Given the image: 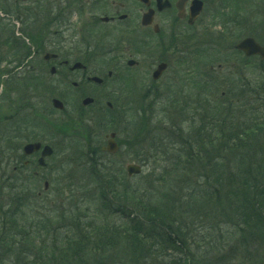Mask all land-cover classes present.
Returning <instances> with one entry per match:
<instances>
[{"label": "trees", "instance_id": "obj_1", "mask_svg": "<svg viewBox=\"0 0 264 264\" xmlns=\"http://www.w3.org/2000/svg\"><path fill=\"white\" fill-rule=\"evenodd\" d=\"M22 1L0 0V87L8 107L18 87L40 89L30 80L19 84L13 73L39 24L30 10L38 0ZM222 3L214 20L223 19ZM252 22L232 20L230 35ZM258 29L248 36L264 47V18ZM221 39L203 53L212 73L196 67L182 76L186 82L177 81L189 91L175 83L172 95L148 107L95 105L91 118L73 107L82 114L64 134L86 147L85 159L78 156L87 166L80 190L91 187V200L71 191L60 203L33 209L41 197L29 196L32 185L15 172L10 112L0 126V264H234L254 248L264 251V61L242 57ZM109 132L127 139L123 150L139 151L127 155L140 175L129 178L111 162L120 144L114 156L101 152V135Z\"/></svg>", "mask_w": 264, "mask_h": 264}, {"label": "flooded vegetation", "instance_id": "obj_2", "mask_svg": "<svg viewBox=\"0 0 264 264\" xmlns=\"http://www.w3.org/2000/svg\"><path fill=\"white\" fill-rule=\"evenodd\" d=\"M84 1L76 0L62 11L58 7L44 8L39 3L41 1L32 2L35 8L44 12V17L38 19L44 23L47 21L48 25L60 26L53 31L52 40L64 41V47L56 48L55 44L48 49L32 47L13 68L19 84L30 80L40 87L31 91L18 87L16 91L13 166L20 179L36 180L37 184L43 182L44 190L53 175L52 158L59 156L61 146L67 142L64 130L70 119L82 113L83 118H91L84 111L76 114L73 107L89 110L104 104L108 110H113L114 103L133 102L122 92L127 82L132 91L135 88L142 90L144 86V102L148 98H152V102L157 101L165 92L166 83L161 82L162 77L169 72L178 81V71L174 69L180 67L184 53L188 52L182 47H189L193 38L204 37L208 32L207 21L212 18L206 0H199L202 9L196 17L191 13L194 0H110L113 9L109 14L101 13L98 0ZM223 6L224 13L229 15L228 21H231V13L240 19L243 7L233 9L230 0H225ZM251 18L254 20L255 15ZM143 19L146 25L142 23ZM45 33L48 34V30ZM108 37L120 41L117 47L111 48L110 41L104 40ZM133 38L137 39L135 43H132ZM122 46L127 49L132 46L134 55L122 53ZM99 50L108 57L95 61L92 54ZM76 64L80 67L74 68ZM161 64L166 65V70L158 80H154L153 74ZM140 67L143 71L139 76L132 74ZM87 98L92 103L82 106ZM53 100L61 102L63 109H55ZM29 144H39L40 148L31 155H25L24 148ZM106 145L107 142L100 150L109 155ZM45 146L52 150V154L40 162ZM36 196L42 197L38 192Z\"/></svg>", "mask_w": 264, "mask_h": 264}, {"label": "rangeland", "instance_id": "obj_3", "mask_svg": "<svg viewBox=\"0 0 264 264\" xmlns=\"http://www.w3.org/2000/svg\"><path fill=\"white\" fill-rule=\"evenodd\" d=\"M38 1H41L39 3H41V6L44 8L58 7L61 11L66 10L68 8V4L71 5L72 2H74V3L76 2V0H38ZM98 1H99V4H98L99 7L102 8V10H101L102 14H105V13L109 14L112 11L113 8L110 5V0H98ZM206 1H207V5H206L207 10L211 11V13L213 14L215 6L218 5L217 2H222L223 0H206ZM240 4L243 7V13L240 15L239 20L240 21L244 20V17H243L244 14H245V17H249V18L251 16L255 15L254 22H252V24H249L248 27H246V28L244 27L241 29H240V26L237 25L239 30L233 31L235 33V35L231 36L230 35L231 31H232L231 27L225 28L224 31H221L224 26L227 27L228 22H229V21H227L229 19V15H226L225 17H223L222 21H220L219 19L212 20L211 18H209V20L207 21L208 32H206L204 34V37H202L201 39L193 38L194 41L189 42V47H185V46L182 47L183 50L188 49V52L184 53L185 57L184 56L182 57V59H185L184 61H186V62L180 63V67L178 69H177V67L174 66L175 67L174 71H178V77H179L178 81L179 82H181V81L186 82L185 79L184 80H181V79L187 75L190 76L191 74L194 73V65L198 66V68L195 69V72H196V70H199L200 73H206V72L212 73L210 70H208V68L210 67L209 63L212 62L211 59H209L208 63H207L206 61H204V59L197 58V57L199 55H201L203 52L207 51L208 49H211V50L213 49L214 42H217L215 40V38L217 36L222 37V39H221V42H223L222 44L226 48H228L229 46L236 44L243 37L248 36L250 33H253L255 36H257V33L259 34V30H260V29H258L259 23L264 18V15H263L264 2H263V0H240ZM30 10L36 16L34 18V21L35 22L37 21V23H39V24L33 25L34 31L31 29L33 31V34L36 33L37 36L32 38V40H27L26 44L29 46V48L35 47V46H38V47L42 46L43 49H48L49 47L52 48V44H55L54 47H56V48L64 47V45H63L65 43L64 41H62V40L53 41L52 40L53 31H56L57 27H60V26L55 27L54 25H48L49 23L47 21H45L46 23H44V21L38 19V18L44 17V12H41L40 8L36 9L35 6L32 5ZM40 12H41V15H39ZM237 20H238V18H237ZM17 24L19 25V28H23L19 22H16V25ZM221 24H223V25H221ZM254 27L255 28L257 27V32L254 31V29H253ZM15 29L19 33L20 29L18 30V27H16V26H15ZM46 30H48V34L45 33ZM222 32H224V33H222ZM64 40H67V39L64 38ZM104 40L110 41V43L112 44L111 48L117 47V45L120 43V41H117V39L105 38ZM133 40L134 41H132V43H135V41L137 39L133 38ZM50 41L52 43L48 45V43ZM58 44H59V46H58ZM97 48L103 49L101 47H97ZM219 49H221L222 50L221 53H223V49L222 48H219ZM132 50H133L132 46H129V49H127L126 46H124V47L122 46L121 52L126 53L128 55H134V53H132L133 52ZM92 55H93L92 58H94L95 61L96 60L102 61L103 59H106V57H108L107 54L103 50H99L95 54H92ZM215 66L216 65H214L213 67L215 68ZM221 66L225 68L226 65H221ZM171 67H173V66H171ZM142 71H143V68L140 67L138 70L133 71L132 74L139 76V74ZM194 78H196V77H194ZM161 82L166 83V85L169 86L168 87L169 90L164 92V94L161 97V99H164L167 97L166 95H172L173 92L170 90V88L174 89V84L177 83V81H175L173 79V77L171 76V74L169 72H166L165 75L162 77ZM128 84L129 83L127 82L124 85V88H122L123 94L126 95L127 97H129V100H133V103L139 101V102L143 103L144 106H145V104H147L146 107H148V104H151V102H152V98H148L145 102L139 100V99H144L143 98V94H144V90H145L144 86H143L142 90L139 88H135L132 91L131 87H129ZM177 85H178L177 87H179V86L184 87V89L187 91H189V88L191 86V85H180V83H177ZM38 86H39V84H38ZM48 88L54 89V87H52V86H49ZM49 91H51V90H49ZM1 95L2 94H1V89H0V106L2 105L1 106L2 109L0 108V120H2L0 123V126L3 123H5L6 119L8 118L7 116H9L11 111H12L13 115L15 114L14 113L15 105L13 104V106L8 107L6 102H3V100L1 99ZM52 95H53V93H52ZM43 103H46V100H43ZM101 106L104 107V104H101ZM84 112H86V114H90L91 117L93 116V114L88 110H85ZM79 114H80V112H79ZM78 120H79L78 116H76L73 119H70V122L71 121H73V122L77 121L78 122ZM77 125H78V123H77ZM12 131H14V129ZM123 131H126V129H123ZM81 132L82 131H80V130H76V131H74V135L79 138L81 136V134H80ZM96 133L97 132H94L92 130V134L95 135ZM111 134H115V133L109 132L107 134L101 135L102 136L101 140H103L101 142V144H102L101 146L105 145V143L107 142V140ZM115 136H116V134H115ZM11 137H14V135ZM123 140L127 141V139L116 136V141L118 144H120V149H122V153L120 154V152H119L118 155H116L113 158H110V160H111V162L113 161L114 165L117 168H121V170L124 173L125 167L127 165H136V166L139 165L135 161H133L132 158L127 155V153L131 152V154H137L139 151H137V149L135 151H133L132 149L123 150V148L128 145V144L124 145ZM91 143H93V141ZM85 154H86V147L82 149V144H78V145L72 144L71 145L67 141L64 143L63 147L61 146L59 156H54L52 158L53 164L51 165L52 166L51 172L53 175L51 176V182L48 184L47 189L44 190L43 182L37 184L36 180L29 181V179H25V180L23 179L21 181L25 185H29V184L32 185V187L28 186L29 189L31 190V193H32V195L29 194V196L35 197L37 192L42 196L40 198L41 200H36L34 203H32L33 209H35L36 207L46 209L48 206L45 203L51 204L50 206H52V204L55 201H58L60 203L63 201L64 197L66 198L69 195V193L71 191L73 194H76L78 196H83V195L85 196L86 195V197L89 200L92 199L93 195H92L91 187L86 192H82V190H80L82 184L87 183V177L83 175V171H82L83 169H86L87 166H86V163L84 164L83 160H81V159L79 160L78 156H81V158L85 159L84 158ZM1 157H2V155L0 154V159H1ZM7 157H12V155H10V156L7 155ZM92 158L94 161V159H96L95 155H92ZM3 159H5V157H2V160ZM49 168H50V166H49ZM48 171H49V169H48ZM142 171H144V170L142 169ZM26 182H28L29 184ZM55 197H57V198H55ZM31 199H34V198H31ZM23 200H25L26 203L29 204L28 203L29 200H27L25 198H23ZM2 201L4 202L5 199L4 200L2 199L0 202H2ZM41 202L43 203V205H41ZM222 264H229V261L228 262H222ZM234 264H264V251L257 250V248L256 249L254 248V250L248 251L247 253L243 254V256L240 257L238 259V261L234 262Z\"/></svg>", "mask_w": 264, "mask_h": 264}, {"label": "water", "instance_id": "obj_4", "mask_svg": "<svg viewBox=\"0 0 264 264\" xmlns=\"http://www.w3.org/2000/svg\"><path fill=\"white\" fill-rule=\"evenodd\" d=\"M140 1L146 2L147 0H140ZM201 9H202L201 1L194 0L191 4V13L194 14V17L199 15V13L201 12ZM190 21H192V16H190ZM142 23L144 25H146L144 19L142 20ZM235 50L243 52L246 57L259 56L261 60H264V48L261 47L258 43H256L255 40L252 38L243 39L241 42H239L235 46ZM48 57L49 56H46V58H48ZM129 64L131 65L132 62H129ZM76 67H80V65L76 64L74 66V68H76ZM165 69H166V65L161 64L157 68V70L154 72L153 79L158 80ZM93 80L98 81L95 78ZM91 103H92V100L87 98V99L83 100L82 106H87V105H90ZM52 105L55 109H60V110L63 109L62 103L59 102L58 100H53ZM114 137H115L114 134L110 135V138L107 141V145L105 148V150L110 154H114L118 150L117 145L114 141ZM39 148H40L39 144L26 145L24 148V153H25V155H31L32 153L38 151ZM51 154H52V150L48 146H45L43 149L42 155H41L40 162L42 161V159L44 157H49V156H51ZM126 172H127V175L129 177H131L133 175H139L141 172V168L139 166H136V165H128L126 167Z\"/></svg>", "mask_w": 264, "mask_h": 264}]
</instances>
